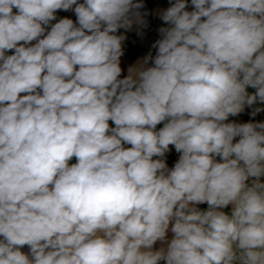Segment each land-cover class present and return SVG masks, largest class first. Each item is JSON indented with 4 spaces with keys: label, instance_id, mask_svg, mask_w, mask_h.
I'll return each mask as SVG.
<instances>
[{
    "label": "clouds",
    "instance_id": "clouds-1",
    "mask_svg": "<svg viewBox=\"0 0 264 264\" xmlns=\"http://www.w3.org/2000/svg\"><path fill=\"white\" fill-rule=\"evenodd\" d=\"M169 3L120 79L144 0H0V264H264V0Z\"/></svg>",
    "mask_w": 264,
    "mask_h": 264
},
{
    "label": "crops",
    "instance_id": "crops-1",
    "mask_svg": "<svg viewBox=\"0 0 264 264\" xmlns=\"http://www.w3.org/2000/svg\"><path fill=\"white\" fill-rule=\"evenodd\" d=\"M78 2L82 3L83 0H78ZM174 2V0H172ZM145 8L141 9L142 13H148L144 16L145 21L147 22V27L138 26L136 24H133L132 28L130 30L125 29H118L115 33L116 35H124L127 37L125 41L122 42V49L124 52V55L120 58V67L122 69L120 79H123L129 74V68H138L140 67L144 57H146L149 52H151L152 57L154 58L157 49L153 48L152 45L161 38V35L159 33V28L161 27H168V25L162 21L158 15L159 11L165 10L168 7H170L169 0H144ZM74 7V6H73ZM188 11L194 10V6L191 5L190 0H188ZM14 11H16L14 9ZM57 19L52 21V24H55L59 21V19L62 18H70L73 20V22H76V16L74 11H62L58 10L56 12ZM47 30H50L48 28ZM33 44L35 41L32 42ZM10 55L14 53V50L7 51ZM153 66V61L149 60L148 64L145 65V67H151ZM247 92L249 94L255 93L256 89H253L251 87H248ZM260 107L264 108V103H260L259 101L255 103L252 108ZM252 108L245 106V109L242 113L236 115V116H229L228 120L225 121V123H236V124H243V123H264V112L258 113L256 116H252ZM110 127H115L114 123L112 121H109ZM164 126V122H161V124L157 125V131ZM239 140V137L234 139V142H237ZM125 147H130V145H124ZM170 151L165 154V160L166 164L169 168L174 167L175 163L179 159V153H177L173 146H169ZM157 157H154L156 159ZM219 161V158H217ZM77 160L75 157H73L69 161V166L76 163ZM264 179V178H262ZM197 207L200 210H207L208 205L206 203L197 205ZM224 211L230 213L231 211V205L227 209H223ZM173 234L171 231L167 233V238L170 241ZM0 239H3V237H0ZM166 247V245H162L159 241L153 246V250H159L161 247ZM21 251L25 254H28V246L25 245L23 248H21ZM160 264H165V262H160Z\"/></svg>",
    "mask_w": 264,
    "mask_h": 264
},
{
    "label": "built area",
    "instance_id": "built-area-1",
    "mask_svg": "<svg viewBox=\"0 0 264 264\" xmlns=\"http://www.w3.org/2000/svg\"><path fill=\"white\" fill-rule=\"evenodd\" d=\"M6 55H10L8 52H6Z\"/></svg>",
    "mask_w": 264,
    "mask_h": 264
},
{
    "label": "water",
    "instance_id": "water-1",
    "mask_svg": "<svg viewBox=\"0 0 264 264\" xmlns=\"http://www.w3.org/2000/svg\"><path fill=\"white\" fill-rule=\"evenodd\" d=\"M21 95H24L23 93Z\"/></svg>",
    "mask_w": 264,
    "mask_h": 264
}]
</instances>
